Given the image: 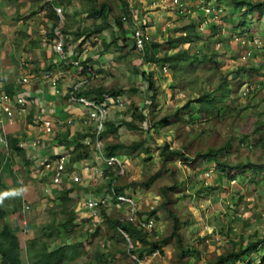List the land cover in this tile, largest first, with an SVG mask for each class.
I'll return each instance as SVG.
<instances>
[{
    "label": "rangeland",
    "instance_id": "obj_1",
    "mask_svg": "<svg viewBox=\"0 0 264 264\" xmlns=\"http://www.w3.org/2000/svg\"><path fill=\"white\" fill-rule=\"evenodd\" d=\"M181 1L184 2V0ZM188 1L187 8L181 15L174 6H171V0H166V10L173 17L168 24H166L169 19L167 13L166 15L163 13L162 17L160 16L162 11L154 15L155 20L161 17L158 24H163V22L166 24L167 36L163 37V32L159 34L155 30L154 34H151L150 43H159L160 46L152 48V51L156 55L162 56L164 53H172L186 48L188 44L180 42L175 50L170 49L169 43L166 44V40L160 41L158 37L161 35V38L167 40L177 39L184 35L181 28L185 27L191 19H195L196 27L202 37L200 41L194 43V46L193 44L190 46V55L192 56L195 52L207 55L216 52L221 57H217V63L210 60L202 63H197L194 60L184 62V65H181L173 75L168 65H164V67L158 63L148 62L145 50L139 51L136 48H131L130 45H128L130 48L120 45L118 50L114 51L118 54H115L116 60H119L118 57H122L121 55L130 56L127 67L133 66L134 73L143 76L146 81L144 87L148 91L147 98L151 94L147 83L149 77L157 87L155 105L151 106V109H147L145 121L131 120L136 125L137 136L129 140L142 141L143 146L133 150L129 155L127 154L128 169L125 175L117 177L121 181L119 185L114 184L108 187L110 192L111 189L116 190L117 187H122L120 193L132 195L142 215H148L151 211H155L152 216L153 228L148 233L151 240L170 236L169 241L161 246L162 251L143 254L140 259L144 264H206L231 248L237 250L242 240L264 236V169L259 168L264 166V67L259 68L264 66V19H257L256 16H253L250 33L254 34L252 35L254 39L246 37L249 41L247 50L255 46L256 43L261 44V47L251 50L255 54L253 57L250 56L251 58L248 60L241 59L244 48L231 43L232 39H229L228 28H223L225 27L224 23L219 21L220 24H218L223 30L221 34L217 30H212L213 27L210 25L200 30L204 21L202 7L208 1H216L225 9L228 7L226 0ZM103 2L104 0H96V5ZM125 11L126 9L123 7L121 10L117 9L113 12L110 6L108 13L112 19L125 15ZM148 11L140 9L138 18L135 13L133 20L135 22L140 20V23L127 22L125 24L124 27L128 28L130 35H132L135 26L142 28L146 26ZM232 16L234 19L238 18L237 14ZM224 17H226L224 22H227L228 9H225ZM141 19H145L147 23L142 25ZM110 26L112 27L102 31L104 39L110 40L112 37L113 40H116L123 36V32L117 29L114 23ZM247 40L245 39V42ZM110 43L112 45L114 42L110 40ZM133 60L135 64H132ZM121 63L119 62L118 65ZM255 65L258 70L251 68ZM126 68L115 77L119 75L117 77L126 78L129 71ZM107 77L112 83L109 88L126 91L128 96L135 94L136 81L135 83L128 82L130 87L121 88L122 83H113L111 80V77H114L113 74L107 75ZM181 77L182 79H180ZM222 84V90H215ZM212 90L216 97L214 105L216 104L217 108L212 106L208 107L206 111L202 110L198 99L204 91ZM176 111L178 115L173 117L172 115ZM166 115L170 116L171 124L158 123ZM124 123H126L125 119L121 117L115 126ZM122 140H126V138L122 137ZM227 141L230 142L231 148L223 158L221 157V162L230 166L239 165V171L242 170L243 165L247 164L248 166L242 174H239L237 169H230L228 173H222L219 168H215V163L211 159L205 160L201 157V154L205 153L207 149L221 147ZM165 144L168 145V150H180L183 156L162 160L161 149ZM144 149H148L149 152H145ZM118 156L122 155L118 154ZM253 167H257L259 171L254 172ZM249 168H252L253 172ZM208 171H211L210 176L206 177L205 174ZM157 172L158 176L151 180L148 186L142 185ZM231 174H235V181H232ZM5 176L6 178L16 176L20 178L19 184H27L21 174L14 175L9 172L7 175H2V177ZM163 187L166 189L168 200L163 195ZM170 187L173 189L170 190ZM14 191L0 186V206L8 210L7 218L13 212L14 206L19 207V210L16 209L18 211L17 219L12 223L18 222L19 215L22 214H25L26 221L30 222V230L26 234L18 233L21 238L23 264H27L26 243L31 239V236H38L41 233V228L51 220L57 222L56 225L60 233L58 237L54 238L53 236L47 241L50 248L57 247L65 241H81V254L77 258L79 262L136 264L128 252L130 243L125 241L115 230L109 228L107 223L102 221V216L94 219L87 214L89 217L78 218L75 220L76 225L73 229L66 232L58 224L67 219L70 211H73L70 208L71 204L67 208L53 210V215H51L52 213L50 214L47 209L49 199H47L46 205L42 206L41 204L47 197L44 191L37 193L39 194L37 201L28 198V202L24 203L21 200L20 204L15 201L18 191ZM164 200H167L165 208L162 204ZM33 201L36 204H33ZM11 205L13 206L11 207ZM24 206H28V208ZM103 208L110 218L126 220L127 208L123 207L124 211H117L113 205L101 209ZM169 209L181 222L178 230L181 242L185 249L190 251V254L186 256H180L181 248L177 245L175 237H171L172 218L168 214ZM243 244L245 245V243ZM263 254L264 249H260L249 256L245 255L242 257L244 262L241 261L240 264H247V262L264 264L261 259Z\"/></svg>",
    "mask_w": 264,
    "mask_h": 264
},
{
    "label": "crops",
    "instance_id": "obj_2",
    "mask_svg": "<svg viewBox=\"0 0 264 264\" xmlns=\"http://www.w3.org/2000/svg\"><path fill=\"white\" fill-rule=\"evenodd\" d=\"M165 2L166 0H104L102 4L107 7L111 6L113 12L124 7L133 14V17L136 13L137 18L140 9L149 10L148 23L145 19H141L142 25L147 23L144 29L150 35L154 34L155 30L159 34L163 32L162 36L166 37L165 25L173 17L166 10ZM96 4V0H0V86L12 98L18 95H27V98L31 100L27 103L24 113H19L14 108V118L11 121L0 108V136L3 137L0 147L4 153L0 186L7 190L18 191V195L15 196L17 204H20L21 200L24 203L28 202V198L37 201L39 197L37 193L44 191L47 197L41 204L42 206L46 205L47 199H49L47 209L50 214L52 213L51 215L57 208H67L59 206L61 202L58 198L60 192L71 190L67 194L68 197H71L67 206L71 204L70 208L76 213L75 220L84 218L87 214L90 216V210L86 208L87 200L101 197L111 200L108 187L114 184L119 185L121 181L117 178L114 169L106 167L103 163L102 155L105 154V149L109 144L118 142L130 144L134 141L129 139L137 136L136 125L130 126L127 122H131V113L134 108H138L144 113L143 103L148 95V91L144 87L146 81L143 76L139 73L135 74L133 66L127 67L130 56L121 55L122 57H118L119 60H116L115 57L116 52L114 51H117L120 45H125L127 48L133 45L132 35L128 28L122 31L121 39L113 40L110 37L111 42H114L112 45L109 39H104L102 31L105 29L98 33L87 34L85 32L101 21L100 13L95 17L91 15L92 11L102 5ZM55 6L61 8V13L55 11ZM159 11H162L161 17L163 13L168 14L169 19L166 24L164 22L158 24L161 17L155 20L154 15L159 14ZM179 17L182 16L179 15ZM110 19L111 17H109ZM57 37H61L63 40L65 53L63 59L55 50ZM94 37L97 41H94ZM158 38L160 41L167 40L161 38V35ZM76 60L82 62L85 70L79 71L72 63ZM119 62L122 63L118 65ZM132 64H135L134 60ZM125 68L129 70L127 79L122 76L117 77L119 75L116 78L115 75ZM110 74L114 76L111 77L113 83L123 84L121 88L130 87L128 82L135 83L136 81L135 94L128 96L126 91L109 88L112 83L108 80L107 75ZM23 78L27 79L24 83L21 82ZM52 78H57L59 92H56L52 86ZM81 80L84 81L81 89L89 96L99 100L111 96L112 103L108 100L110 107L105 118L106 130L98 138L99 146H97L98 142L93 134L94 123H86L87 111L80 105L71 102L68 95L71 86ZM109 91L118 92V94L110 95ZM114 97L122 99L123 104H117ZM39 107L44 109L43 116L40 115ZM39 116L51 119L53 123L51 133L43 131ZM121 117L125 119L126 123L117 126L116 131L111 132ZM86 133L93 134V137H80ZM122 137H125L126 140H122ZM10 138L17 139L20 149L18 151L21 154L11 149L8 150L7 139ZM81 144L85 148H79ZM84 150L88 151L86 158H76ZM63 152L68 153L66 174L59 184H54L51 180V173L40 165V161L44 157L54 158ZM121 155L128 167L127 155ZM9 172L14 175H23L27 184H19L20 178L16 176L14 178L2 177ZM75 174L80 177L77 183L71 179ZM33 204L36 202L33 201ZM110 205H113L117 211L123 210V207L117 205L114 200L107 206ZM24 207L28 208V206ZM1 208L8 215V210ZM12 209L14 213L12 212L13 214L11 213L8 218L6 216L5 221L11 224L21 245L18 233L26 234L30 230V222H27L25 214H22L19 215L18 222L12 223L17 219L18 211L16 209L19 210V207L16 205ZM99 217L101 216L97 218ZM30 238L32 239L34 236Z\"/></svg>",
    "mask_w": 264,
    "mask_h": 264
},
{
    "label": "trees",
    "instance_id": "obj_3",
    "mask_svg": "<svg viewBox=\"0 0 264 264\" xmlns=\"http://www.w3.org/2000/svg\"><path fill=\"white\" fill-rule=\"evenodd\" d=\"M214 2V3H213ZM208 1V4H215L216 8L220 10V16H221V21L222 23L225 24V28H228L229 32V39H233V37L238 36L242 38L249 37L251 39H254V34L251 35L250 30H251V19L253 16H256L257 19H264V0H226V6L225 9L229 10V17L227 18V22H224V18L226 19L225 16V9L220 3L216 1ZM109 10L110 7H107L105 4H102L100 8L95 9L92 11L91 15L93 17L97 16L100 13V23L94 24L92 29H88L85 31L87 34L90 33H98L101 32L102 30L112 27L110 25H113L117 28L120 29L121 31L125 30V24L131 23L134 24L133 20V14L126 9L125 15L122 16H116L112 19L109 20ZM128 12V13H127ZM238 15L237 19H234L232 15ZM113 20V21H112ZM229 23V24H228ZM229 25V26H228ZM210 26L213 27L212 30H217L220 31V28L217 27L218 25H215L214 23H210ZM183 31V36L178 37L177 39H169L166 40V44L169 43V48L174 49L180 42H185L188 44L186 48H182L179 50H176L172 53H164L162 56L156 55L152 51V48L159 47V43H150L148 42L144 49L146 52V60L148 62H154L158 63L160 66L168 65L171 70V74H175L177 72V69L181 66L184 65V62H190V61H195L197 63H202L206 60H210L214 63H217L216 60L217 57H220L219 53L212 52L211 55H207L206 53H193V55H190V46L196 41H200L202 34L196 27V20L191 19L189 23L181 28ZM211 30V32H212ZM227 30V29H226ZM219 35V34H218ZM260 38V37H259ZM247 39V38H246ZM117 40V39H116ZM260 41V40H259ZM234 44H238V46L247 49L246 43H241L240 41L233 42ZM248 44V43H247ZM221 46V45H220ZM258 47H261V44L258 46H254L253 49H257ZM131 48H135L133 45ZM150 54V55H149ZM201 54V55H199ZM255 54L251 53V57H253ZM247 57L246 59L248 60L251 57ZM221 58V57H220ZM255 66H251L253 70H258V68ZM165 67V66H164ZM264 66H260L259 68H263ZM151 76V75H149ZM182 79V77L180 78ZM148 90L151 92V94L147 98L150 103L148 106V109H151V106L155 105V100H156V92H157V87H155V84L151 77L148 79ZM223 89V84L220 85V87H217L215 90H222ZM87 93V92H85ZM110 95H117L118 92H108ZM213 90L208 92L204 91L203 95L198 99L199 104L201 105L200 107L202 110H208V107L214 106L217 108L216 104L214 105V102L216 101V97L213 95ZM138 108H134L133 112L131 113L132 120H140L143 121L146 117L144 113H142ZM203 112V111H202ZM178 112L173 113V117L177 116ZM170 116L166 115L162 119L158 121V123L162 125H170ZM128 125L133 126V122H127ZM117 127H113L111 129V132L116 131ZM87 136L93 137V134L91 133H86L82 134L80 137L85 138ZM8 141V150H14L15 152H19L18 154H21L19 147L17 145L18 141L17 139L10 138L7 139ZM143 143L142 141H137V142H132L130 144H125L123 142H118V143H112L107 145L105 149V155L109 156L112 154H123L125 152V155H129L130 152L133 150H136L138 147H142ZM85 148L82 144L79 145V148ZM231 148L230 142H226L224 145L218 148H210L207 149L205 153L201 154V157L204 158L205 160L211 159L215 163V168H219L222 173H228L230 169H237L240 168L239 165L236 166H230L227 163L221 162V157L229 151ZM168 145H163L161 149V158L162 160H171L177 156L182 157L183 153L180 150H168ZM145 152H149L148 149H144ZM87 150H84L82 153L78 154L76 158H86L87 156ZM3 163H4V153L2 152V148L0 147V180H1V174H2V169H3ZM248 165H243L241 167V171L238 170V173L242 174L244 170L246 169ZM259 168H263L264 166H260ZM252 171V168H249ZM253 171L257 172L259 171L257 167H253ZM252 171V172H253ZM158 172L155 173L153 176L150 177L149 180L144 181L142 183L143 186H148L150 181L153 180L158 176ZM233 179L235 180V174L230 175ZM135 183V182H134ZM133 184V183H132ZM122 187H117L115 192L120 193L122 192ZM173 189V187H170V190ZM163 195L166 198V189L163 187L162 189ZM71 192V190H65L63 192H60L59 198L61 204L59 206L62 207H67V203L70 202L71 197H68V193ZM168 200V199H167ZM167 200H164L163 207H166ZM102 208V207H101ZM100 208V216H102V221H105L109 228L115 230L121 237L132 244V248L129 250L131 253L134 254H139V258H142L143 254L145 252L150 253V252H155V251H162L161 246L163 244H166L169 239V237H164V238H159L157 240H151L149 238V232L143 230L139 226H137L135 223H132L127 220H119V219H114L110 218L104 208ZM64 209V208H63ZM155 211H151L147 217H152L154 215ZM138 214L140 217L144 216L140 211H138ZM168 214L170 218H172V233L171 237H175V241L177 245L181 248L180 251V256H186L190 254L189 249H185V247L182 245V239L179 234V226H180V220L179 218L171 212V210H168ZM7 216V213L4 209L0 207V264H23V258L21 256V245L18 239V236L15 234L13 227L11 224L7 221H5V218ZM76 219V213L75 211H70L67 219H65L63 222H60L58 225L61 229L65 230L66 232H69L73 229V227L76 225L75 223ZM57 222L55 220L50 221L48 224L44 225L41 228V233L38 236H34V238L30 239L26 243V260L27 264H92L91 262H79L77 260L78 256L81 254V241L77 242H72V241H65L63 244L50 248L48 244V240L52 239V237H58L60 231H58V226L56 225ZM43 229V230H42ZM48 230V231H44ZM124 232L128 239L123 235ZM93 236L95 234H92ZM245 243V245L243 244ZM244 245V246H242ZM260 249H264V236L262 238H257V239H247L246 241L242 240V243L239 245L238 249H229L228 251H225L221 254H219L215 260L213 261H208L206 264H240L241 261L244 262L242 259L243 256L245 255H251L253 253L258 252ZM262 261L264 262V254L261 257ZM184 264V263H183ZM247 264H250L247 262Z\"/></svg>",
    "mask_w": 264,
    "mask_h": 264
},
{
    "label": "built area",
    "instance_id": "obj_4",
    "mask_svg": "<svg viewBox=\"0 0 264 264\" xmlns=\"http://www.w3.org/2000/svg\"><path fill=\"white\" fill-rule=\"evenodd\" d=\"M172 6L175 7V9L183 15L185 12V8H187V4L189 3L188 0H171ZM203 10V24L202 27H200V30L203 29V27H206L210 25V23H214L215 25L220 24L219 21H221V16H220V10L216 8L215 4H206L202 7ZM55 11L57 13H61V8L55 6ZM222 22V21H221ZM219 27V25L217 26ZM220 28V27H219ZM225 28V27H223ZM223 32L222 28H220L219 34ZM234 40L232 39L231 42H238L240 41L242 44L243 43H248L249 41L246 38L238 37L235 36L233 37ZM132 44L133 46L139 50L142 51L145 47V45L152 40V36L148 31H146L144 28L141 26H136L134 27L132 31ZM245 39L247 42H245ZM94 41H97L96 38L94 37ZM55 50L61 55L62 59L65 57V53L63 50V40L61 37H57L55 40ZM220 45V43H219ZM259 44L256 43L255 46H258ZM251 55V51H244L242 53L241 59H246ZM78 69L79 71L85 70V66L82 64L81 61L76 60L72 62ZM27 79L23 78L21 82H26ZM83 80L74 83L71 86V89L68 93L69 98L71 102L76 103L83 107L87 111V118H86V123H94V130L93 134L96 137V142H98V138L101 137V135L105 132L106 130V125H105V118L108 112V109L110 107V103L108 100L111 101V96L106 97L104 100H99L96 99V97H91L88 95V93H85L81 89V85L83 84ZM52 86H54L55 91L59 92L58 87H57V78H52L51 79ZM114 100L117 104L122 105L123 101L119 97H114ZM28 102H31L30 99L27 98V95H18L16 97H10L7 93L4 92V90L0 86V108L3 111V113L8 117V119L11 121L14 118V108L18 110L19 113H24L26 110V105ZM150 101L146 99L144 101V107L145 111L144 114H147V105H149ZM115 105V104H114ZM15 109V110H16ZM40 110V115L44 112L43 107H39ZM41 118V124L43 131L45 133H51L53 130V123L51 119H46L43 117H38ZM0 141H3V137L0 136ZM87 144L89 143L88 141L86 142ZM35 144V143H34ZM100 145V142L97 143V146ZM102 160L103 163L106 165L108 168H113L115 171V174L117 176H122L125 175L126 170L128 169L126 165L125 159L121 156L119 157L118 154H112V155H102ZM67 161H68V153L63 152L55 156L54 158H49V157H44L40 161V165L50 174L51 180L54 184H59L64 175L66 174L67 170ZM210 172L208 171L205 176H210ZM73 182H78L80 180V177L78 174L72 175L71 177ZM235 181V180H232ZM111 195V200H108L107 197H101L98 199H89L86 201V208L90 210V216L92 217H98L100 216V208L105 207L109 204V202H112L113 200L117 205H120L121 207H125L128 209L126 220L130 221L132 223H135L137 226L142 228L145 231H151L153 228V219L152 217H147V215H144L142 217L139 216L138 211L139 207L136 202V200L132 197V195L126 194V193H117L115 192L114 189H111L110 192ZM123 235L128 239L127 235L122 232ZM130 243V242H129ZM129 250L132 248V245L130 243ZM129 255L135 260L136 264H144L142 260L134 253H131L130 251ZM156 252V251H155ZM154 252V253H155Z\"/></svg>",
    "mask_w": 264,
    "mask_h": 264
},
{
    "label": "clouds",
    "instance_id": "obj_5",
    "mask_svg": "<svg viewBox=\"0 0 264 264\" xmlns=\"http://www.w3.org/2000/svg\"><path fill=\"white\" fill-rule=\"evenodd\" d=\"M188 2H189V1H188ZM231 43H232V42H231ZM246 46H247V49H248V48H249V46H248V44H247V43H246ZM253 48H254V46H253V47H251L249 50L251 51ZM247 49H245V48H244V51H249V50H247ZM244 51H243V52H244ZM251 53H252V51H251ZM241 55H242V54H241Z\"/></svg>",
    "mask_w": 264,
    "mask_h": 264
}]
</instances>
